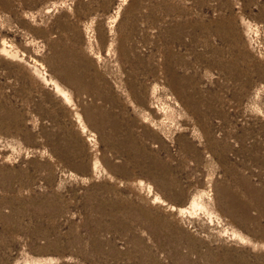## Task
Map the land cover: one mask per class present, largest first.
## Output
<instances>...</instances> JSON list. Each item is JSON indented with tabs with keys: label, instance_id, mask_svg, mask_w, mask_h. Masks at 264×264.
Here are the masks:
<instances>
[{
	"label": "rangeland",
	"instance_id": "374dc122",
	"mask_svg": "<svg viewBox=\"0 0 264 264\" xmlns=\"http://www.w3.org/2000/svg\"><path fill=\"white\" fill-rule=\"evenodd\" d=\"M0 264H264V0H0Z\"/></svg>",
	"mask_w": 264,
	"mask_h": 264
},
{
	"label": "bare ground",
	"instance_id": "6f19581e",
	"mask_svg": "<svg viewBox=\"0 0 264 264\" xmlns=\"http://www.w3.org/2000/svg\"><path fill=\"white\" fill-rule=\"evenodd\" d=\"M56 87H57V91H59V86H58V85H56Z\"/></svg>",
	"mask_w": 264,
	"mask_h": 264
}]
</instances>
